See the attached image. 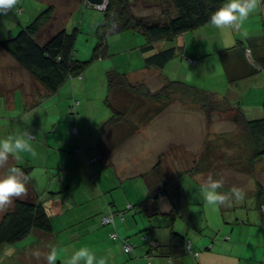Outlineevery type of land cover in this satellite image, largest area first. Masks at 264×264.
Returning a JSON list of instances; mask_svg holds the SVG:
<instances>
[{"label": "crops", "instance_id": "1", "mask_svg": "<svg viewBox=\"0 0 264 264\" xmlns=\"http://www.w3.org/2000/svg\"><path fill=\"white\" fill-rule=\"evenodd\" d=\"M19 7L22 10L20 14H24V3H21ZM8 14L9 16L2 15V23L12 16L20 20V17L15 15L19 13L9 12ZM263 28L264 7L252 14L238 31L221 32L214 26L207 25L178 36L175 44L178 47L177 55L169 60L162 69L146 68L144 59L166 49L165 41L157 42L151 51L144 53L140 48L144 41L128 31L126 32L128 35L111 36L108 39V44L109 48L112 45L114 51H118L116 49L122 43H129L131 49L135 50L133 58L138 62L141 61L142 66L139 69L125 71L128 78L133 77L132 73L151 72L163 83L169 80H180L193 87L207 90L212 94V98L215 96L227 97L231 102L238 104L237 106L241 108L245 118L251 117L249 120H256L264 116V98H262L264 96V76L251 74L248 64L249 54L245 55V45L242 46L241 55L239 53L241 49L236 44L238 41L244 43L251 35L256 37L261 35ZM111 38L114 39V42ZM180 54H183L186 60L188 57L193 59L194 65L190 66L191 63L188 60L186 63L181 61ZM261 55H263V51L260 50L256 56ZM129 56L132 55L129 53ZM0 57L7 58L2 49H0ZM169 65L173 67L168 74L166 68ZM110 68L119 69L111 64L107 69ZM107 69L104 70V74L108 71ZM219 76H222L220 85ZM231 76L234 79L230 78ZM81 77L83 78V75ZM204 78L219 88L226 86L227 93L208 90L210 86L207 84H210V81H206ZM130 81L132 83L141 82ZM78 86L79 83L72 82L71 89L74 93ZM80 86L85 85L81 84ZM2 87L0 80V139L28 131L31 136L30 142L37 153L35 157L21 153L20 159H10V166L19 167L30 176L28 195L34 201L44 203L46 212L52 219L51 223L57 218L62 220L58 226L52 223V233L47 234L39 231L45 241L40 247L41 251L45 252V257L51 248L55 247L58 250L57 264H66L75 251L87 247L97 256H110V264H239L238 258L232 262L233 259L224 260L220 253L202 251L201 245H204L202 238L205 237V231L201 232L202 234L197 230L192 233V230H188L186 227L188 239L192 241V248L198 250L199 255L195 257L191 252L186 251L184 255L172 257L173 260L170 259V255L167 253L170 240L168 214L171 207L167 198L160 195L154 199V194L149 190L145 180L144 185L137 188L135 184L129 183L122 184V192L118 190L120 180L126 181L136 177L134 172L129 175L125 174L122 169L119 170L117 162L119 155L123 156V151L126 148L129 149V146L132 147L128 143L136 136L144 137L148 131H151L154 121L137 132L129 131V127L124 125V122L109 127L105 130L106 133L102 134L104 149L97 152L94 150L100 149L98 143L101 138V127L94 124V118L89 113L81 110L74 119L73 114L77 112V107L80 105L77 104L74 108V102L78 101L73 100L72 103L69 101L71 95L68 93L70 87L67 86V83L55 94L49 95L38 87L34 89L36 92L23 94L28 99L27 101H31L32 104L37 103L34 108L30 109L31 111L28 109L19 110V107H23L24 104L20 106L21 100L17 101V98L21 97L17 90L26 87L29 92L26 83L24 87L9 90H5L3 87L4 92L1 91ZM36 94L38 98H36ZM51 100L56 101L55 107H57V112L53 116L47 115V111L50 110L46 108V104H49ZM60 101L63 103L60 104ZM88 102H93V100H87L86 103ZM185 103L182 102V104ZM66 107H70L69 112L65 111ZM185 107L187 108V106ZM39 108H46L43 109L47 110L43 116L38 111ZM103 109L107 113V110ZM195 112L199 113L197 106L193 110H180L182 115L190 114L192 116ZM33 114L37 115L31 118L30 116ZM109 114L110 112H108V116L105 115L99 120L105 123L111 116ZM26 116L28 117L24 124L22 119L25 120ZM252 116L258 118H252ZM72 126L76 127L77 133L71 131ZM211 131L214 133L213 129ZM131 132L134 135L129 137ZM201 134V139L204 141L205 132L203 131ZM107 135L111 140L115 139V142L109 143ZM167 146L168 144H164L161 147L151 148L154 151L150 157L153 166L157 164L160 154L167 150ZM132 152H134L133 149ZM131 156L133 157L134 154ZM129 159L131 160V157L127 160ZM188 159L191 160V156ZM130 164L133 166L136 163L132 159ZM263 167V164L261 167H257L256 175L264 173ZM113 170H115L114 173ZM5 173L6 170H0V176ZM124 177L128 178L123 179ZM169 178H172V175ZM196 178L206 181L208 176L198 175ZM124 188L127 190L124 191ZM208 207L213 208L214 206L208 205ZM109 213L115 214L114 224L103 225L102 217ZM112 233H116L118 238L112 239L110 236ZM147 235L151 238L149 239ZM151 241H158L161 246L149 253V242ZM126 244L131 246V252H125ZM27 246L30 245H26L21 258L24 255L29 257L34 254L30 250L28 251Z\"/></svg>", "mask_w": 264, "mask_h": 264}, {"label": "trees", "instance_id": "2", "mask_svg": "<svg viewBox=\"0 0 264 264\" xmlns=\"http://www.w3.org/2000/svg\"><path fill=\"white\" fill-rule=\"evenodd\" d=\"M23 1L21 0V3H24ZM80 1H83L86 7L89 4L88 0ZM224 3L225 0H159L162 9L157 17H153L152 15L135 14L132 10L133 0H109L107 9L103 11V20L96 27V44L92 57L87 61L77 59L75 47L79 32L77 28L71 32L65 29L60 30L44 41H41L44 38L42 35L43 28L54 18V7L48 6L29 24L21 26V30L16 36L12 37L9 34L6 40H1L0 47L32 76L34 81L39 85L38 88L43 89L47 94L51 95L57 93L69 79L72 80L75 77L81 79L84 70L88 68V65L93 60H102L103 57L107 56L109 53L108 39L111 36L124 34L128 31L144 41L140 46L144 53L151 51L157 42L165 41L167 43L166 49L144 59L146 68L155 67L162 69L169 60L177 55L176 38L204 26L211 25L209 23L210 16ZM20 13H22L21 9L18 15L22 16ZM17 22L22 23L21 20ZM244 45L245 55L249 54L248 59L250 61L248 64L252 72L251 74H263L264 51L263 55H256L258 47L262 48L264 46V28L261 35L257 37L251 35L244 43L242 41L237 42L236 46L241 49L239 52L241 55L242 46ZM115 55L118 54H111V56ZM105 77V85L107 86V92L104 94L105 103L111 116L100 129L101 138L98 143L100 150L104 149L102 134L106 133L105 130L109 127H114V125L124 122L123 124L129 127V131L137 132L141 128L150 125L149 123L158 118V116L165 118L170 107L169 102H187L196 105L199 109V114L204 120L205 139L204 141L202 140L203 148L200 147L198 153L193 154L191 160H188V163L183 165L191 167L188 171L185 170L186 172L184 173L175 172L172 178L165 176V172L161 168L162 159L176 147L172 146L160 154L157 164L153 166L150 172L142 175L149 190L154 194L153 198L155 199L162 195L167 198L171 207V211L168 214L170 240L167 254L170 255L169 258L173 260L172 257L184 255L188 250L196 252L195 257L199 255L198 250H193L192 241L188 239V233L175 230L174 226L177 220L182 221L188 230H192V233L196 232V230L199 233L210 230V224L207 223L208 227H202L196 221V218L199 219L201 214L199 213L196 217L193 215L189 208L187 192L178 181L173 179V177L179 174L190 175L191 178H196L198 175H211L216 180L227 179L226 184L230 187L234 184V181L236 182L237 178H242V184L245 185L243 190L246 196H252L255 193L258 195L259 201L256 202L254 208L258 211L259 217L258 220L243 219L242 227L234 228L232 231L238 232L241 231L240 229L246 227L247 229H256V236L259 238L260 245L264 244L262 241L263 228L260 224H256L262 220V216L264 220V207L262 209L263 205L260 201L261 195L264 192V185L259 179L261 174L256 175L257 167H259L258 162L264 160V116L256 120H249L245 118L241 108L237 106L238 104L231 102L227 97L215 96L212 98V94L207 92V90L193 87L180 80L164 81V86L161 89L152 92L143 83H132L127 74L119 69L106 71ZM230 78H233V76ZM1 91H3V87ZM122 93H125L126 96L120 98V94ZM31 104L29 103L30 109L36 106V104ZM219 119L236 125L233 131L239 128L240 135L238 134L237 137L240 141L238 145L239 148L243 147L242 156L247 160L246 166H243L244 163L242 161L240 162L239 154L241 150H236L237 148L234 144L225 145L223 148L219 147L222 141H226L220 135L221 131L217 134L221 138V141L216 142L215 139L210 138V133L214 135L211 129H215L217 133L220 128L217 124L215 128L214 124L215 120ZM231 132L227 135L228 137L234 136L235 132ZM133 135L131 132L128 136L132 137ZM223 149L238 151V159L235 162L231 160L230 164H224L223 157L221 156ZM220 164L227 167L222 177L221 172H217L220 171L217 170L220 168ZM232 164L235 166L230 167ZM236 164L241 165V167L236 166ZM215 166L218 168L216 169ZM229 169L233 170L230 172ZM202 182L204 184L205 181L202 180ZM230 182H233V184H230ZM257 184L259 189L257 188ZM237 204L238 206L235 203L233 204L234 208L238 209L239 207L246 210V212L251 211V209L253 210V207L246 206V202L244 201ZM220 209H224V207H220ZM201 212L205 214V209L203 208ZM51 220L46 212L44 203L34 201L29 196L16 200L13 206L0 219V246L6 243L12 244L21 241L35 231L47 234L52 233ZM234 225L238 226L235 223ZM112 234L110 235L112 239L118 238L117 235L113 238ZM147 237L149 238V235ZM229 240L230 237L223 238V241ZM211 241L216 240L213 239ZM149 243V253H152L153 250H157L161 246L158 241H151ZM230 244L229 247H233V242ZM214 248L210 242V245L206 246L205 249L215 252ZM222 257L224 260L233 259L232 262L237 260V258L227 253H223Z\"/></svg>", "mask_w": 264, "mask_h": 264}, {"label": "rangeland", "instance_id": "3", "mask_svg": "<svg viewBox=\"0 0 264 264\" xmlns=\"http://www.w3.org/2000/svg\"><path fill=\"white\" fill-rule=\"evenodd\" d=\"M24 14L22 16H19L17 14L16 17H20V20L22 23H18V18H15L12 16L9 17L8 20H5L3 23V16L0 15V41L6 40L7 36L10 34V36L14 37L18 32L21 30V26H26L29 24L32 20H34L40 13H42L48 6L54 7V18L51 19V21L45 25L43 28V36L44 38L41 39V41H44L49 36L54 35L60 30H67L68 32H71L73 29L77 28L79 30L78 36L75 42V47L77 50V59L80 61H87L90 60L92 57V52L94 50L95 44H96V27L98 24H100L103 20V12L95 10L91 6H85L83 1L80 0H24ZM102 3V2H101ZM100 3V4H101ZM97 4V3H93ZM23 9V7H22ZM161 4H159V0H133L132 4V10L135 14L140 15H152L153 17H157L158 13L161 10ZM9 16V14H8ZM33 17L32 19H30ZM16 28V29H15ZM12 30V31H10ZM124 35H128L127 33H124ZM113 39V38H111ZM114 42V39L112 40ZM166 43V42H165ZM129 44V43H128ZM128 44H120L118 45L117 49L118 51H114L112 49V45L109 48V53L107 56L103 57V59H95L93 60L86 70H84L83 78L75 77L72 80H68L67 86L70 87L69 94L71 95V98L69 97V101L72 103L73 100H77L79 102V107H77V112L73 114V117L75 119V116H77L79 110L87 112L91 115L92 118H94V124L97 127H102V124L104 122L100 121V118H103L105 115L108 116L109 109L105 103V95L107 92V86L105 85V74L104 70H106L109 65L117 66L121 71H129L131 69H139L140 66H142L141 61H137L133 58L135 55V50H132L131 47ZM254 48V47H253ZM1 49V47H0ZM264 51V46L262 48L257 49V51ZM114 52H121L118 55L111 56ZM5 53V52H4ZM129 53L132 55L129 56ZM7 55V54H6ZM181 61L184 63L187 62L186 58L183 56V54H180ZM190 66H193L189 64ZM172 65H169L166 68V72L169 74L172 69ZM145 68V67H143ZM113 68L107 69L112 70ZM133 77H129L132 81H141L139 83L145 84L146 87H148L152 92H156L159 89H161L162 86H164L162 80L155 77L151 72H138V73H132ZM150 77H149V76ZM260 76H264V73ZM206 81V78H204ZM0 80L2 82V86L5 90H9L11 88H19L24 87V84L26 83L28 85L29 92L27 91V88L17 90V93H20L21 97L17 98V101L21 100V104H24L23 107H19V110H27L29 108V102L28 99L23 96V94H30L34 92V89L38 87L39 85L34 81L32 76L23 69L15 60H13L9 55H7V58L0 57ZM79 83V86L74 93L71 89L72 82ZM219 85L222 84V76L218 77ZM135 83V82H133ZM81 84L85 86H80ZM218 84V82H216ZM210 87H208V90H217L221 93H227L226 86L223 88H219L218 86L211 83H208ZM106 90V91H105ZM16 91V89H15ZM24 91L25 93H23ZM36 92V91H35ZM126 94L122 93L120 94V98L125 97ZM23 98V100H22ZM36 98H38V95L36 94ZM264 98V96L262 97ZM176 99V98H175ZM87 100H93V102H87ZM132 100V99H131ZM16 101V102H17ZM35 102V101H34ZM33 102V103H34ZM215 102V101H211ZM210 102V103H211ZM31 103V102H30ZM55 100H51L49 104H46L47 110H43L46 108H39L38 111L40 112L41 116L45 114L47 111V115L53 116L55 112H57V107H55ZM63 102L60 101V104ZM37 104V103H34ZM65 104V103H64ZM169 108L168 113L165 118L158 116L154 120V125L151 131H148L144 137L143 136H136L132 141H130L128 144H131L132 147L129 146V149L126 148L123 151V156L119 155L118 157V168L119 170H123L125 174H129L134 172V175L136 174V177L131 180L126 181H119L118 184V190L120 192L123 191L122 184H135L136 188L138 186L144 185V178L141 174L147 173L152 170V160H150V157H152V154L154 151L151 150L152 147L155 146H163L164 144H168L167 149L172 146H176L172 149L171 152L168 153V155L162 159V165L161 168L165 172V175L167 178H169L171 175L173 176V173L175 172H186L185 170H189L190 166H183L185 162L188 163L187 158L194 154H197L200 146L202 147V139H201V132L204 131V120L202 116L195 112L192 116L190 114L182 115L180 113V110H187L195 108L196 105L191 103H185L182 104L181 102H169ZM122 105V104H121ZM184 105V106H183ZM187 106V108L185 107ZM181 107V108H180ZM107 110V113H105L104 109ZM146 108V107H145ZM42 110V111H40ZM142 110V109H141ZM65 111L69 112L70 107H66ZM75 112V111H74ZM37 114H33L30 116L31 118H34ZM110 115V114H109ZM134 115V114H132ZM25 120L22 119L23 123L25 124ZM248 119H251V117H247ZM252 118H258L257 116H252ZM216 119V118H215ZM215 128L217 126H220L218 132L216 133V130L213 129L214 135L210 133V138L215 139L216 142L221 141V138L217 136V134L220 132V135L226 140L222 141L220 148H223L225 145L234 144V146L237 148L236 150L240 151V162L244 163L243 166H246L247 160H245V157L243 155V149L242 146L239 148V138L237 135H240L239 128H237L235 131H233V128L236 127V125L232 124L229 121H222V120H215L214 122ZM217 124V126H216ZM232 131L234 133V136L228 137L227 135L229 132ZM113 132V131H111ZM211 132V131H210ZM231 132V133H232ZM109 138L108 142H115L114 140L110 139V136L107 135ZM203 148V147H202ZM132 149L134 152H132ZM94 151L100 152V149H95ZM132 152V153H131ZM238 151L229 150V149H223L221 156L223 157V163L228 164L231 162H235L238 159ZM134 154L132 157L131 155ZM136 163L135 165L131 166L130 159ZM190 161V160H189ZM245 161V162H244ZM129 162V163H128ZM181 163V164H180ZM213 163V161H212ZM259 163V167L263 164L264 166V160ZM200 166V164H199ZM235 166L234 164L230 165V167ZM236 166H240L239 164H236ZM189 167V168H188ZM217 169L218 167L215 166ZM264 168V167H263ZM227 167L225 165L220 164V168H218L217 172H221V177L224 174ZM234 169V168H233ZM232 169V170H233ZM232 170L229 169L231 172ZM115 170H113V173ZM227 172V171H226ZM141 173V174H140ZM128 177H124L123 179H126ZM175 181H178L185 189L188 195L189 200V208L192 211L193 215L196 217L199 213L201 214V217L199 219L196 218V221L202 226V227H208L207 223L210 224V230L205 232V237L202 238L204 245L202 246V251L210 252L211 250L205 249L206 246L213 245L214 251L217 253H227L228 255H232L234 258H238L239 264H264V244L260 245L259 238L256 236V229H247L243 228L240 229L241 231L235 232L232 231V229L237 227H242V220L248 218L249 220H258L259 214L258 211L254 208L256 206V202H258V195L253 194L247 195L244 202H246V206L248 205L250 208L253 207V210L246 212V210H243L242 208H234V205L231 208H224L220 209V207H208V204L205 203L202 195H201V189L203 182L200 181L198 178H191L190 175H177L176 177H173ZM226 180L224 179V187L219 189V191L228 193L229 190L235 186L241 189L245 188V185L242 184V178H237L236 182H230V184H233L231 187L226 184ZM260 182L264 185V173L260 175ZM254 186V185H253ZM255 187V186H254ZM258 188V184H257ZM130 190V187L128 188ZM259 189V188H258ZM257 189V190H258ZM127 188H124V191H126ZM136 192V191H134ZM262 203V209L264 207V192L261 195L260 199ZM237 206L238 204L235 203ZM13 206V205H12ZM205 209V214H203L201 211L202 209ZM10 209V208H9ZM6 211V210H5ZM5 211H0V219L3 216ZM163 218V217H161ZM247 222V221H246ZM258 222V221H257ZM52 223L56 226L58 224L62 223V220L60 218H57L52 221ZM237 224L238 226L234 225ZM256 223V221H255ZM256 224H260L264 231V220L262 216V220ZM175 230H184L182 232H186L185 224L177 220L174 226ZM61 234H63L61 232ZM259 235V234H258ZM230 237L229 241H223V238ZM151 238V237H150ZM215 239L216 241H211ZM262 241L264 243V234ZM233 242V247H229ZM45 243L44 237L40 235V232L38 231L33 232L30 234L27 238L15 242V243H6L0 246V264H47L46 258H45V252L41 251L40 247ZM207 243V244H206ZM27 246L28 251L34 253H41L40 257L37 258L34 254L32 256L27 257V255H24L21 258L22 251Z\"/></svg>", "mask_w": 264, "mask_h": 264}, {"label": "clouds", "instance_id": "4", "mask_svg": "<svg viewBox=\"0 0 264 264\" xmlns=\"http://www.w3.org/2000/svg\"><path fill=\"white\" fill-rule=\"evenodd\" d=\"M88 2L90 4L88 6L93 4L90 0ZM20 4L21 0H0V15H8L9 12L19 13ZM262 7H264V0H225V3L212 13L209 23L221 32L238 31L249 17ZM187 60L194 65L193 59L188 57ZM77 104L79 102H74V108ZM71 131L77 133L76 127L72 126ZM30 141L31 136L28 131L0 139V170H6V173L0 176V211L10 208L16 200L29 196L30 176L21 168L10 166V159H20L21 153L35 157L37 153ZM223 187V180L213 179L209 175L201 189L205 203L215 207L231 208L234 203H242L245 200L246 193L243 189L233 186L228 193H224L219 191ZM110 214L113 215L114 220L115 214L108 215ZM188 251L196 256V252ZM34 255L39 258L40 253L37 252ZM57 255L58 250L55 247L51 248L45 257L47 264H57ZM110 259L108 255L97 256L89 248L82 247L71 255L66 264H110Z\"/></svg>", "mask_w": 264, "mask_h": 264}, {"label": "built area", "instance_id": "5", "mask_svg": "<svg viewBox=\"0 0 264 264\" xmlns=\"http://www.w3.org/2000/svg\"><path fill=\"white\" fill-rule=\"evenodd\" d=\"M108 4H109V0H102L101 4H91V6H93V8L95 10L105 11L107 9V7H108ZM113 222H114V220H113V215L112 214L106 215L102 219V223L105 224V225L106 224H112ZM112 237L115 238L116 234H112ZM124 249H125L126 252H129L131 250V247L128 244H126L124 246Z\"/></svg>", "mask_w": 264, "mask_h": 264}, {"label": "water", "instance_id": "6", "mask_svg": "<svg viewBox=\"0 0 264 264\" xmlns=\"http://www.w3.org/2000/svg\"><path fill=\"white\" fill-rule=\"evenodd\" d=\"M92 3H100L101 0H90Z\"/></svg>", "mask_w": 264, "mask_h": 264}, {"label": "bare ground", "instance_id": "7", "mask_svg": "<svg viewBox=\"0 0 264 264\" xmlns=\"http://www.w3.org/2000/svg\"><path fill=\"white\" fill-rule=\"evenodd\" d=\"M101 2H102V0H101ZM101 2H100V3H101ZM100 3H97V4H100Z\"/></svg>", "mask_w": 264, "mask_h": 264}]
</instances>
